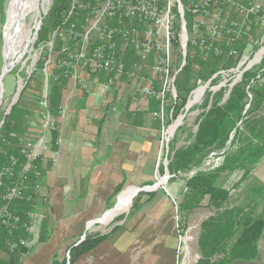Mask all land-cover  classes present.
<instances>
[{
	"label": "rangeland",
	"instance_id": "1",
	"mask_svg": "<svg viewBox=\"0 0 264 264\" xmlns=\"http://www.w3.org/2000/svg\"><path fill=\"white\" fill-rule=\"evenodd\" d=\"M37 1L36 10H31L28 0L22 1V5H20L18 9V16L24 15V17L22 20H19L17 17L13 27L9 30V37H14L16 40L15 50L13 51L14 56L11 59H7L6 24L9 15L8 10L13 0H0V79L3 84V100L0 105L1 119L5 117V112L13 103L18 90L21 91L23 89L19 95V100L13 106V108H16L15 113L14 115H9L5 128L1 132V136L7 137L8 141L13 144H18V142L20 143L21 137L32 141H38L44 135L41 126L42 112L40 103L44 100V93L47 90L50 91L55 83H57L55 81V76L60 73L59 62L63 60L64 56L72 62L74 68L71 69L72 74H70L69 77H64L62 80L58 81L60 85H73L74 90H79L78 92H80L78 97H90L92 95L99 97L102 103L101 110L104 113L107 112V109H110V111L114 113L118 112V109L108 104V99L112 101V98L114 99L116 97L118 101L121 97L125 98V96H127L129 99L128 109L130 111H134V108L147 109L146 116L144 115V121L153 126L156 131L155 137L157 139L153 151L155 168L152 182L140 185L139 189L134 188L137 190V193L131 206L127 211L116 215L108 224H103L100 222V219L104 218L110 210L115 209L122 197L120 200L118 198L116 202H112L110 208L106 210L103 216L96 218L95 222L88 223L85 231L75 236L67 250L61 255V264H74L76 259L79 260L83 258V256H88L90 252L95 250L97 247L92 250L86 249L85 244H87L88 240L91 238L106 236L103 241L112 243V236L120 231L117 225H121L125 221V218L134 214L143 203L151 202L155 197L154 195L157 193L162 194L171 204L174 234L177 239L175 264H197L201 259L199 235L203 224L202 222L215 215L216 209L207 205L209 200V198H207L204 202L205 205L199 207L201 208L200 210H196L190 215H187V217H183L180 208L185 194L189 191V177L185 175L184 171L176 174L172 173L169 164L178 150L194 142L195 134L199 128V119H201L203 113H205L203 105L207 94H209V92L218 94L224 91L225 97L223 101H225L229 98L231 88L233 87L230 86V84H234V86L237 85V83L241 82L243 79V74L245 72L252 71L262 64L264 57L257 63H254L256 62L254 59L257 53L264 48V0H236L245 5L254 2L261 6L260 13H255L252 17L254 19L253 25L246 28L248 35L243 37L242 40H238L239 43L235 46L238 51L237 54L231 56L228 52H224L223 55L220 56L212 53L208 57H205L201 50H190L187 59L188 64L183 71L180 72V68L178 67L170 69L171 74L177 78V81L171 82L166 86L170 87L171 92L168 94L165 107V125L163 122L153 117V112L158 109L157 99H151V101L149 98L142 95L133 98L132 93L136 85L133 81L129 80L128 77H119L115 75L110 90L103 93L99 84L102 85L107 82V75L83 70L77 58L81 52L77 39L74 38V33L69 27H66L65 30L61 32V29L55 24L53 8L56 5L60 6L64 0ZM184 3L186 4V2ZM42 8L46 10V17H44ZM228 13L229 15H227V18L229 19H242L241 15L236 13L235 10ZM43 17V25L38 32L37 38L34 39L36 22H40V19ZM188 20L190 21L189 18ZM10 42L8 43L9 45ZM230 44V39L226 38L218 42V45L225 47V51L231 48L234 49ZM89 46L87 49L88 52L90 49ZM64 50H66V55L63 53ZM8 51H12V48ZM120 53L123 55L121 49ZM45 58L47 59L44 60ZM125 60L130 66L129 69L133 67L135 62L139 65L134 72L138 73L137 75L145 80L144 86H152L155 90H160L165 87L161 75L156 73V70L153 69V58H149V60L145 61L138 53H131L128 57L126 53ZM6 65H8L10 71L5 75L4 67ZM188 67H191V71H187L189 70L187 69ZM21 79L23 81H19ZM258 81L259 84L264 83V79ZM256 85L257 82H254L253 86ZM86 86L87 88H85ZM198 88H204L205 93L194 105L190 106V102L194 99L195 90ZM71 92L73 93V91ZM252 97L253 96L250 95L247 109L251 107L250 103ZM69 99H71V97H69ZM120 106L119 111H124V107L122 105ZM65 111H67L66 117L61 120L56 118V131L57 133L59 132V134L62 127L61 124L69 119L70 111L66 106ZM26 114H28V117L25 118ZM257 115L264 117V108L260 113H257ZM180 118L182 119L181 126L173 132V138H171L169 144L164 145V149H162L164 126L169 130ZM27 121H29V123ZM31 123H33V125H31ZM239 126H241V123ZM242 127L243 126H241V128ZM233 138L234 135L227 144L228 148ZM46 139L50 142L47 144V150H50L53 143L52 135H47ZM59 140L62 145L64 140L61 134ZM225 151L216 156L211 153L208 164H213L216 167L219 166L224 159L221 157L225 154ZM3 152L4 146L0 145V155ZM50 154L48 151H44L42 154V170L44 162L45 164L48 162L54 163L55 155H53V153ZM220 179L223 187L231 193L226 208L246 209V211L254 216V212L260 208L259 204L261 202V197L257 196L254 190L255 188L263 187V182L258 178H252V175L249 179H244L242 178L241 172H226ZM163 180H165V182H163ZM42 184L44 187V179L42 180ZM130 189L132 188H125L121 196ZM36 204V213L38 212L45 216L50 215L49 199L47 197L41 196V193L37 194ZM44 223L46 222L44 221ZM91 223L92 225L89 227ZM39 227L40 226H38V229ZM38 229L33 230V232L38 231ZM47 232L49 233V231ZM34 238V236L28 237L29 240H32L30 247L34 246ZM21 251L22 248L14 253H9L6 247H3L0 249V259L2 254H5L6 259H10V256L18 258Z\"/></svg>",
	"mask_w": 264,
	"mask_h": 264
},
{
	"label": "built area",
	"instance_id": "2",
	"mask_svg": "<svg viewBox=\"0 0 264 264\" xmlns=\"http://www.w3.org/2000/svg\"><path fill=\"white\" fill-rule=\"evenodd\" d=\"M70 9L61 26L57 27L61 32L69 27L74 33L80 47L81 53L77 58L82 69L107 75V82L99 84L103 93L110 90L115 75L128 77L136 85L133 98L142 95L157 99L158 109L153 112V117L165 125V107L171 92L170 87L166 86L177 81L170 69L178 67L180 72L183 71L188 64L190 50H201L205 57L212 53L220 56L224 52L231 56L237 54L236 47L225 51V47L218 45V42L226 38L230 39V45L238 44V40L248 35L246 28L253 25L252 17L260 13L261 6L254 2L245 5L236 0H72ZM232 10L242 19L227 18ZM42 12L46 17L44 8ZM44 17L40 19L41 26ZM41 26L36 28L38 32ZM63 53L66 55V50ZM126 53L127 57L131 53H138L145 61L153 58V69L161 75L165 87L155 90L152 86H144L145 80L134 72L139 65L135 62L129 69ZM64 58L59 62L60 73L55 76L56 82L72 74V62ZM50 92L47 90L44 93V100L40 103L44 135L38 141L21 137L20 143L13 144L7 137L1 136L7 118L19 100V90L5 117L0 118V145L4 146V152L0 155V249L6 247L9 253L30 248L32 240L25 235L32 237L35 233L33 230L47 219V216L35 212L37 194H42L44 189L42 154L44 151L50 152L47 150L50 142L46 137L52 135L53 140V134L57 133L56 118L62 119L67 115L65 107H59L56 116ZM170 128L168 130L164 126L162 149L173 138ZM57 140L56 149L61 145L59 132ZM23 202L30 208L19 214L14 205Z\"/></svg>",
	"mask_w": 264,
	"mask_h": 264
},
{
	"label": "crops",
	"instance_id": "3",
	"mask_svg": "<svg viewBox=\"0 0 264 264\" xmlns=\"http://www.w3.org/2000/svg\"><path fill=\"white\" fill-rule=\"evenodd\" d=\"M78 91L71 84L60 85V107L70 112L61 124L63 144L49 152L56 162L42 165L45 186L41 196L49 199L50 215L35 231L34 246L21 251L18 258L6 259L2 254L0 264H61V255L75 236L103 216L125 188L139 189L152 182L157 139L153 126L144 121L147 109L130 111L127 96L118 101L111 97L108 104L118 112L107 109L104 113L99 97H78ZM252 178L264 184V160ZM154 196L117 225L120 231L112 236V243L102 242L74 264H175L171 204L162 194ZM260 200L254 216L264 218V196ZM262 236L255 261L231 264H264V232Z\"/></svg>",
	"mask_w": 264,
	"mask_h": 264
},
{
	"label": "trees",
	"instance_id": "4",
	"mask_svg": "<svg viewBox=\"0 0 264 264\" xmlns=\"http://www.w3.org/2000/svg\"><path fill=\"white\" fill-rule=\"evenodd\" d=\"M71 2L72 0H64L60 6L56 5L53 8L57 26H61L71 10ZM262 61L259 67L243 74V79L231 88L229 98L225 101L224 91L207 94L203 105L205 113L199 119L194 142L178 150L169 164L172 173L184 171L185 175L189 176V191L185 194L180 208L183 217L204 206L207 198H209L207 205L216 209L215 215L202 222L199 235L201 259L197 264L255 261L259 254L264 218L254 217L242 208H226L231 193L223 187L220 177L226 172H241L242 178L249 179L255 168L264 160V117L257 115L264 108V83L259 84L258 81L264 79V59ZM187 69L191 71V67ZM254 82H257L256 86H253ZM59 91L60 82H57L50 92L52 108L57 116L61 102ZM250 95L253 96L251 107L247 109ZM15 110L16 108L12 109L11 115H14ZM7 121L8 118L6 123ZM240 123L242 128L239 126ZM233 135L234 138L228 148L227 144ZM57 139L58 133H54L55 149ZM224 151L225 154L223 153L221 157L224 159L219 166L208 164L211 153L216 156ZM254 193L262 198L264 186L255 188ZM14 208L22 214L30 207L23 202L16 203ZM25 236L31 237L30 234ZM105 238L106 236H98L89 239L85 244L86 249L96 248ZM25 250L27 249H22L23 252Z\"/></svg>",
	"mask_w": 264,
	"mask_h": 264
},
{
	"label": "bare ground",
	"instance_id": "5",
	"mask_svg": "<svg viewBox=\"0 0 264 264\" xmlns=\"http://www.w3.org/2000/svg\"><path fill=\"white\" fill-rule=\"evenodd\" d=\"M22 1L23 0H13L12 4L8 10L9 15H8V21L6 24L7 25V27H6V40H7V50H6L7 52H6V54L8 57L7 59H11L14 56L13 51L15 50L16 40L14 37H9V35H10L9 30L13 27V24L17 20V17L19 20L20 19L22 20L24 17V15L18 16V13H19L18 9H19L20 5H22ZM28 1H29V5L31 6V10H36L38 1L37 0H28ZM37 25H38V27H37ZM39 26H41V24H39V21H37L36 22V28H39ZM8 32H9V34H8ZM9 42H10V45L8 44ZM11 48H12V51H8L9 49L11 50ZM263 57H264V48H262L257 53V55L254 59V61H256V62H254V63L259 62V60H261ZM9 71H10V69L8 68V65H6L4 67V74L6 75ZM19 81H23V80L21 79ZM204 90H205L204 88H198L197 90H195L194 99L192 102H190V106L194 105V103L196 101H198L204 95V93H205ZM21 91H19V92H21ZM2 96H3V84H2V80L0 79V105H1L2 100H3ZM181 120L182 119L180 118L177 121V123L171 127V130H170L171 135L179 126H181V123H182ZM163 182H165V180H163ZM136 193H137V190L132 188V189L128 190L127 192H125L124 195H122V196L120 195L119 197L120 198L122 197V198H121V200L119 199L120 201L118 203V206L115 209L110 210V212L107 213L106 216L103 219H101L100 221L103 224H108L116 215L127 211V209L131 206L134 198L136 197L135 196Z\"/></svg>",
	"mask_w": 264,
	"mask_h": 264
},
{
	"label": "water",
	"instance_id": "6",
	"mask_svg": "<svg viewBox=\"0 0 264 264\" xmlns=\"http://www.w3.org/2000/svg\"><path fill=\"white\" fill-rule=\"evenodd\" d=\"M41 23V22H40ZM38 35V30H36L34 36L36 37ZM4 76V75H3ZM232 86H234V84H232Z\"/></svg>",
	"mask_w": 264,
	"mask_h": 264
}]
</instances>
